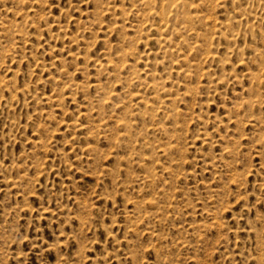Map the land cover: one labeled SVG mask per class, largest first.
Segmentation results:
<instances>
[{"label": "rangeland", "instance_id": "374dc122", "mask_svg": "<svg viewBox=\"0 0 264 264\" xmlns=\"http://www.w3.org/2000/svg\"><path fill=\"white\" fill-rule=\"evenodd\" d=\"M0 264H264V0H0Z\"/></svg>", "mask_w": 264, "mask_h": 264}]
</instances>
